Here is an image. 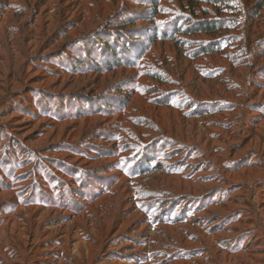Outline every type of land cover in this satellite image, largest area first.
<instances>
[{
	"label": "rangeland",
	"instance_id": "obj_1",
	"mask_svg": "<svg viewBox=\"0 0 264 264\" xmlns=\"http://www.w3.org/2000/svg\"><path fill=\"white\" fill-rule=\"evenodd\" d=\"M121 8L0 0V264H264V54L113 66L92 38Z\"/></svg>",
	"mask_w": 264,
	"mask_h": 264
},
{
	"label": "trees",
	"instance_id": "obj_2",
	"mask_svg": "<svg viewBox=\"0 0 264 264\" xmlns=\"http://www.w3.org/2000/svg\"><path fill=\"white\" fill-rule=\"evenodd\" d=\"M132 1L141 10L132 12L129 17L123 15L129 10L121 8L120 15L116 18L112 29H109L112 31H103L96 39L92 38L95 43L100 44L99 46L104 52L102 59L111 60L113 66H123L118 60L123 56L131 57L134 54L132 57L134 65L143 67L142 61L146 60V55L156 43L170 41L176 45L181 37L199 35L209 38L213 42L203 44L199 41V47L188 53L189 59L222 54L228 48L235 49L233 46L235 43H238L239 46L242 45L241 47L245 51L246 49L250 50L253 46L257 49L258 54H264V0ZM137 22L144 23L146 26L123 30L125 23L132 25ZM254 26L256 28L252 31ZM228 28L237 29V32L243 30L244 37L239 39L235 36L225 37L223 33ZM101 37L108 38L109 42L103 41ZM85 39L86 37H83L76 41L85 43ZM132 42L139 43L133 45ZM189 43L185 41L184 46H190ZM91 51L92 48H89V52ZM258 54L254 55L258 56ZM230 63L232 69L238 65L239 61L236 62L232 58ZM79 64H82L81 61L77 65ZM125 65L128 66L129 63H125ZM108 67L104 64L102 67H97V70L102 71L106 68L110 70L111 68Z\"/></svg>",
	"mask_w": 264,
	"mask_h": 264
}]
</instances>
